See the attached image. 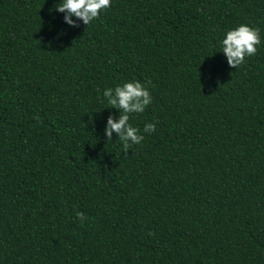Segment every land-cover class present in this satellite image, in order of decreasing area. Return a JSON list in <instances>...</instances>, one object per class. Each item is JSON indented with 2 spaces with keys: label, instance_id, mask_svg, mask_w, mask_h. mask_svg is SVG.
Here are the masks:
<instances>
[{
  "label": "trees",
  "instance_id": "1",
  "mask_svg": "<svg viewBox=\"0 0 264 264\" xmlns=\"http://www.w3.org/2000/svg\"><path fill=\"white\" fill-rule=\"evenodd\" d=\"M61 2L0 0V264H264V0H111L88 26ZM241 24L261 43L234 69ZM134 80L125 152L103 92Z\"/></svg>",
  "mask_w": 264,
  "mask_h": 264
},
{
  "label": "clouds",
  "instance_id": "2",
  "mask_svg": "<svg viewBox=\"0 0 264 264\" xmlns=\"http://www.w3.org/2000/svg\"><path fill=\"white\" fill-rule=\"evenodd\" d=\"M109 7H111V0H62L55 6V10L67 13L65 21L70 25L75 26L70 19L71 16H75L88 26L93 20L99 19L101 12ZM260 43V29L247 24H241L227 31L225 38L221 41L222 52L226 55L228 64L234 69L242 65L246 57L255 56L257 45ZM103 96L110 106L122 110L118 122L109 117L106 135L111 140L112 133H117L124 151L127 152L133 144H140L144 140L140 130L129 123L130 114L143 113L145 108L152 103L151 93L144 84L134 80L117 86L115 89H106ZM155 130L156 123L145 124L144 132L152 133ZM76 215L83 223L84 214L77 212Z\"/></svg>",
  "mask_w": 264,
  "mask_h": 264
}]
</instances>
